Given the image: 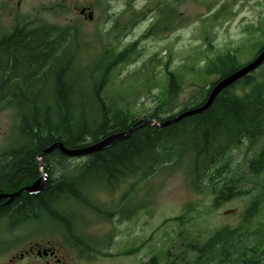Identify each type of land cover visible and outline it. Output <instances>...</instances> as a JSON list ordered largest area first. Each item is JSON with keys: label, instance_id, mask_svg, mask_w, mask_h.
<instances>
[{"label": "trees", "instance_id": "16d2710c", "mask_svg": "<svg viewBox=\"0 0 264 264\" xmlns=\"http://www.w3.org/2000/svg\"><path fill=\"white\" fill-rule=\"evenodd\" d=\"M213 1L208 3V8ZM225 8L223 5L213 13V19L222 15ZM149 12H156L157 20L138 40L119 49L122 38ZM126 13H130L128 19ZM125 14L114 21L107 33L110 42L105 46L101 44L95 63H84L77 58L79 49L90 42L80 43L77 36L80 30L74 25L38 22L35 16L32 22L17 19L8 32L0 35V111H13L15 125L20 128V139H23L16 150H11L13 153L7 160L0 162V191L2 188L18 191L33 183L41 176L42 163L48 176L43 190L36 194H19L12 204L0 209V214L34 220L50 215L66 227L68 244L81 255L101 254L103 248L99 246L105 241L99 245L94 236L83 233L79 221L68 219L63 212L64 203L105 214L110 219L120 212L118 206L110 211L100 208L94 189L113 193L138 176L137 181L126 186L118 201L136 200L134 193L141 187L142 180L151 179L161 170L185 168L192 186L213 196L215 209L236 197L251 200L244 211L242 225L222 226L204 242H186L185 249H176L179 254L169 248L164 252L166 264H263L264 228L252 230L251 225L264 208V147L248 161L247 171L238 177L232 174L233 159L228 156L245 142L253 147L264 138V71L261 74L254 71L223 89L203 112L167 126L143 125L139 122L143 118L129 103L123 106L120 98L104 93L108 92L117 67L138 56L137 45L141 40L162 37L185 24L186 19L173 1L162 0L146 12L137 11L130 3ZM260 47L263 48L264 43ZM155 61L166 73L162 84L166 98L144 118L163 122L175 116L162 118L163 106L176 100L183 86L179 75L170 67L171 59L162 63L157 54L141 68L142 74L147 76L143 77L146 82L153 81L158 74ZM238 67L237 52L228 50L207 58L203 77L211 74L222 77ZM215 83L212 81L211 86ZM209 91L210 87L197 89L193 99L179 113L204 103ZM131 127L134 131L127 139L80 157L82 161L76 165L67 163L71 157L59 148L43 154L55 143L78 149ZM142 201L135 210L146 207ZM9 207L12 213L5 212ZM184 218L182 215L168 220L182 223ZM244 224L247 225L245 230ZM109 244L110 241L105 246ZM192 252L194 255H190Z\"/></svg>", "mask_w": 264, "mask_h": 264}, {"label": "rangeland", "instance_id": "374dc122", "mask_svg": "<svg viewBox=\"0 0 264 264\" xmlns=\"http://www.w3.org/2000/svg\"><path fill=\"white\" fill-rule=\"evenodd\" d=\"M157 1L0 0V35L8 32L17 19L33 21L35 16L38 22L60 26L74 25L80 30L77 35L80 43L84 40L90 42L79 49L77 58L84 63L94 62L99 58L101 44L105 46L110 42L108 39L110 35L107 33L114 25V21L122 13L125 14L130 3L137 11L146 12L149 8H155ZM162 1L166 3L173 1L178 10L184 14L185 24L176 30L168 31L162 37L150 36L141 40L137 45L138 56L134 61L117 67L108 85V92L104 93L120 98L123 106L129 103L131 109L141 118L153 112L160 105L161 100L166 98L162 86L164 79L166 80L163 66H159L155 61L153 64H156L158 74L153 81L146 82L143 78L147 76L142 74L141 68L145 63H149L154 55L157 54L162 63L171 59V69L182 80L183 88L179 97L170 102V105L163 106L161 117L167 118L184 108L193 99L197 89L209 88L211 82L220 77L218 74L203 77V66L208 57L231 50L237 52L238 64H243L251 60L260 49V45L264 43V0ZM211 1H213L212 7L208 8V3ZM223 5L226 6L223 14L213 19V13ZM51 6L53 8L50 10ZM84 7L94 12V19H86L80 14V9ZM125 16L128 19L130 13H126ZM156 20V12L147 13L146 18L118 43L119 49L138 40ZM258 25L262 30L257 28ZM113 45H116L115 41ZM144 71L146 72V69ZM263 71L264 66L256 73L261 74ZM82 83L83 80L80 86ZM152 87L155 88L150 91ZM15 122L17 121L12 110L0 111V155L10 146L16 148L23 142L15 130ZM263 147L264 138L253 147L245 142L243 146L234 149L228 156L233 159L232 174L238 177L241 173H245L248 161ZM81 161V158L71 157L70 161L66 162L76 165ZM42 169L44 170V163L41 164ZM138 179V176L130 179L125 187L121 186L113 193L104 189L93 191L94 197L104 208L113 210L118 206L123 209V214L128 213L123 218L118 213L110 219L94 217L90 211L81 208L83 212L81 210L77 212L78 206L64 203L63 212L68 219L81 220L79 229L83 233L94 236L99 241V245L105 241L99 246L103 248L102 255L93 259L80 257L76 249L68 244V260L73 264H166L164 252L169 248L177 253L176 249H185L184 243L204 242L222 226L236 228L242 225L244 211L251 200L248 197H236L221 208L215 209L213 196L206 191L196 190L192 186V179L186 175L185 168H174L161 170L151 179L142 180L141 187L134 193L136 200L130 199L120 203L118 200L122 198L126 186ZM141 200L146 207L142 206L135 210ZM182 215L185 216L182 223L180 220H168ZM254 221L255 224L251 225L252 230L264 228V208ZM37 225L39 224L29 225L23 232L17 230L16 235L7 234V224L0 225V240L5 241L13 237L20 240L19 237L22 236L25 241L45 237L52 239L56 233H59L51 226L36 227ZM243 228L245 230L247 225L244 224ZM108 241L110 244L105 246ZM19 243L6 242L5 249L12 247L15 252ZM143 244V248L138 249ZM13 251H0V264H8ZM155 256V261L151 263Z\"/></svg>", "mask_w": 264, "mask_h": 264}, {"label": "water", "instance_id": "95a60500", "mask_svg": "<svg viewBox=\"0 0 264 264\" xmlns=\"http://www.w3.org/2000/svg\"><path fill=\"white\" fill-rule=\"evenodd\" d=\"M85 10H82V13H84ZM89 18L92 19L93 18V13L90 12L89 13ZM264 63V49L259 53V55L252 60L250 63L234 70L233 72H231L230 74L224 76L222 79H220V81H218V83L213 87V89L211 90L208 99L205 103H203L201 106L185 111L183 113H181L180 115H178L177 117H174L172 119H169L167 121H165L163 123L164 126L166 125H170L172 123L175 122H179L180 120H182L183 118L187 117V116H191L194 114H198L200 112L205 111L206 109H208L213 102L215 101L216 97L219 95V93L227 88L228 86L234 84L235 82H237L239 79L243 78L245 75L251 73L252 71L256 70L257 68H259L262 64ZM151 120L147 119L144 121V125L150 123ZM134 131V128H130L128 131L126 132H121V133H116V134H112L104 139H101L100 141H97L91 145H88L86 147L83 148H79V149H69L66 148L62 143H56L54 145H52L51 147H49L48 149H46L43 153H49L51 152L53 149L55 148H59L63 153L69 155V156H82V155H88L94 152H98V151H103L106 150L108 148H111L112 146H114L117 142L122 141L124 139H127L128 136ZM48 181L47 176H42L40 179H38L33 186H27L23 189H21L19 192H17L16 194H13L11 197H15L19 194H21L24 191L30 192V193H38L41 190H43V188L46 186Z\"/></svg>", "mask_w": 264, "mask_h": 264}, {"label": "flooded vegetation", "instance_id": "af4514ba", "mask_svg": "<svg viewBox=\"0 0 264 264\" xmlns=\"http://www.w3.org/2000/svg\"><path fill=\"white\" fill-rule=\"evenodd\" d=\"M3 189L4 188L0 191V193L2 192L1 194H10L14 192L7 189L3 191ZM13 200L10 201L7 197L0 198V209L12 204ZM10 207L5 211L6 213H12L13 209ZM2 217L3 214H0V218ZM5 243L6 241L3 239L0 240V251L12 252V247H6L7 249H5ZM15 250L16 251H13L11 254L12 256L9 259L8 264H71L67 259V245L64 233L61 232L59 234H55L52 239H35L32 243L31 241H28L27 245L25 244L20 246L19 244Z\"/></svg>", "mask_w": 264, "mask_h": 264}, {"label": "bare ground", "instance_id": "6f19581e", "mask_svg": "<svg viewBox=\"0 0 264 264\" xmlns=\"http://www.w3.org/2000/svg\"><path fill=\"white\" fill-rule=\"evenodd\" d=\"M59 46V45H58ZM14 86V85H13ZM16 89V88H15Z\"/></svg>", "mask_w": 264, "mask_h": 264}]
</instances>
